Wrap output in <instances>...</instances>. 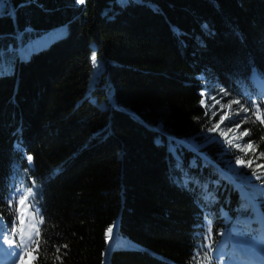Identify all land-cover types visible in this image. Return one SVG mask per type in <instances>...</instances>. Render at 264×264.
<instances>
[{"label": "trees", "instance_id": "obj_1", "mask_svg": "<svg viewBox=\"0 0 264 264\" xmlns=\"http://www.w3.org/2000/svg\"><path fill=\"white\" fill-rule=\"evenodd\" d=\"M254 73L264 0H0V216L35 190L34 264H214L221 233L264 211ZM204 89L249 111L236 174L217 144L188 146L215 126Z\"/></svg>", "mask_w": 264, "mask_h": 264}, {"label": "rangeland", "instance_id": "obj_2", "mask_svg": "<svg viewBox=\"0 0 264 264\" xmlns=\"http://www.w3.org/2000/svg\"><path fill=\"white\" fill-rule=\"evenodd\" d=\"M201 96L203 98V108L212 116V118L216 119L215 126L213 127V130L209 132V138L206 142L192 141L188 146L195 151H199L210 144H217L223 152L221 158H223L224 167L227 171L236 174L246 165L249 153L253 149L247 148V135H244V132H242L235 123L237 120L242 121L248 115L249 111L243 109L238 103H225L218 98L210 97L207 89L202 91ZM224 116H226L227 119H225L223 123H220L221 117ZM216 125H219V127L217 128ZM228 125L231 127H226ZM238 159L244 160L245 163H236ZM22 228L23 232L19 237L18 244L21 249H29L37 233L36 218L29 214L24 220ZM233 236L235 235L233 234ZM262 236H264V233ZM224 239L228 242L231 237L229 234L225 233ZM241 241L242 240L240 239L234 238L232 245ZM3 243L7 247H12V240L8 236H4ZM24 254L25 257H23L20 264H34L35 254L32 251ZM214 255L216 258L218 257L221 264H228L229 261H232V257H224L225 253L223 249L217 250Z\"/></svg>", "mask_w": 264, "mask_h": 264}, {"label": "snow or ice", "instance_id": "obj_3", "mask_svg": "<svg viewBox=\"0 0 264 264\" xmlns=\"http://www.w3.org/2000/svg\"><path fill=\"white\" fill-rule=\"evenodd\" d=\"M80 2L83 3L84 0H80ZM204 27H207V26L205 25ZM92 61H93V63L96 62V56H95V55L92 56ZM225 119H227L226 116L221 117V121H220V123H223ZM216 127L218 128L219 125H216ZM226 127H231V126L228 125V126H226ZM244 135H247V132H245ZM229 143H230V141H229ZM247 148H248V149H251V148H252V144H251V143H248V144H247ZM28 160L31 161V160H32V157L29 156V157H28ZM236 163H238V164H244L245 161H244V160H240V159H238V160L236 161ZM248 163H249V165H250V164H251V161H248ZM108 232L111 233V232H112V229L109 228V229H108ZM217 259H218V257H217Z\"/></svg>", "mask_w": 264, "mask_h": 264}, {"label": "bare ground", "instance_id": "obj_4", "mask_svg": "<svg viewBox=\"0 0 264 264\" xmlns=\"http://www.w3.org/2000/svg\"><path fill=\"white\" fill-rule=\"evenodd\" d=\"M260 86L264 89V84H261ZM0 264H4V263L0 262ZM230 264H235V263H230Z\"/></svg>", "mask_w": 264, "mask_h": 264}]
</instances>
